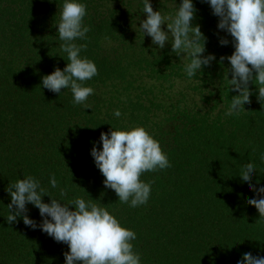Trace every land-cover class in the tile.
Segmentation results:
<instances>
[{
	"label": "trees",
	"instance_id": "trees-1",
	"mask_svg": "<svg viewBox=\"0 0 264 264\" xmlns=\"http://www.w3.org/2000/svg\"><path fill=\"white\" fill-rule=\"evenodd\" d=\"M82 2L90 31L76 43L86 44L81 56L98 69L84 81L95 89L85 109L73 102L70 89L57 94L42 87L44 75L67 63L57 32L63 0H0V264H64L68 251L67 244L20 217L7 221L6 189L27 175L53 198L64 188L65 200L101 203L136 233L133 250L141 264H237L245 252L264 256V216L247 203L256 194L239 177L251 163L252 183L264 186V96L257 89L264 85L250 82L245 110L225 114L238 93L229 89L228 60L220 61L234 47L231 36L217 28L219 18L207 3L194 0L192 23L207 38L204 55L216 60L188 78L186 57L172 52L168 42L158 48L137 28L146 18L142 0ZM151 4L174 14L169 0ZM222 37L228 45L219 43ZM117 109L120 117L114 116ZM133 126L145 127L171 164L143 173L141 179L152 182L151 194L137 207L104 186L90 155L94 143L101 146V132ZM27 207L40 223L38 209Z\"/></svg>",
	"mask_w": 264,
	"mask_h": 264
},
{
	"label": "clouds",
	"instance_id": "clouds-1",
	"mask_svg": "<svg viewBox=\"0 0 264 264\" xmlns=\"http://www.w3.org/2000/svg\"><path fill=\"white\" fill-rule=\"evenodd\" d=\"M207 3L212 14L217 16V28L231 36L234 51L220 61L227 59L231 73L229 89L238 93L231 97L226 115L239 114L250 102L249 83L254 81L264 85V0H202ZM146 18L137 27L144 35L151 38L153 44L163 49L166 42L177 56L186 57L184 71L188 78L201 72L216 60L214 54L204 55L206 37L198 24H193L197 8L194 0H169L174 14H165L153 10L151 0H142ZM87 6L82 0H63L60 20L57 24L61 50L67 54V63L63 69L55 68L42 77V87L60 94L62 89H70L73 102L91 108L88 97L95 93L84 81L91 80L98 74L94 61L81 56L86 44H77V40H86L89 26L85 25ZM166 25V29L162 28ZM222 46L229 44L227 37L219 39ZM181 53L183 55L181 56ZM228 89V90H229ZM258 96H264V86L257 88ZM122 115L119 109L114 116ZM100 147L94 143L90 149L95 166L103 177L106 188L114 190L118 200L137 207L146 204L151 194V183L141 176L145 172L163 170L171 167L167 153L143 126L129 129L112 127L108 132H101ZM264 159V156L261 157ZM254 165L242 166L239 177L242 183L256 195L247 203L255 206L260 216H264V186L252 183ZM53 188L58 187L53 176L50 179ZM6 191L11 197L7 221L14 223L17 218L32 228H39L56 242L65 243L68 251L64 252V264H141L140 254L134 251L132 241L136 233L122 226L121 222L101 203L83 197L72 199L66 189H60V198H53L41 186L40 180L32 175L24 176L11 184ZM47 195L50 200L44 202ZM257 196L259 198H257ZM28 204L39 211L40 223L28 215ZM71 206V207H70ZM237 264H264V256L245 252Z\"/></svg>",
	"mask_w": 264,
	"mask_h": 264
}]
</instances>
